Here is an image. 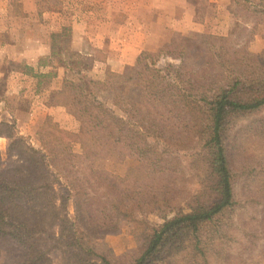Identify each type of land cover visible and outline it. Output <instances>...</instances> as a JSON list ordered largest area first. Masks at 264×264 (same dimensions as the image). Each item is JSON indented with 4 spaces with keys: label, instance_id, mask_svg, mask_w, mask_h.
<instances>
[{
    "label": "trees",
    "instance_id": "trees-1",
    "mask_svg": "<svg viewBox=\"0 0 264 264\" xmlns=\"http://www.w3.org/2000/svg\"><path fill=\"white\" fill-rule=\"evenodd\" d=\"M254 5L264 13V0ZM197 39L206 51L198 69L188 62L192 39L182 34L157 51H143L135 77H130L143 94L127 96L116 87L115 107L98 97L99 89L113 82L105 84L69 67L63 88L48 104L65 105L79 131L61 130L66 136L56 135V143L42 139L40 146L27 144L15 124L1 123L0 137L10 143L7 151L0 148V264H54L51 252L63 237L98 258L87 264H160L187 239L200 264H215L205 227L238 209L237 171L248 174L253 158L245 136L264 134V51L252 54L249 41L231 35L200 33ZM169 57L180 62L160 64ZM76 139L88 153L93 145L104 146L135 157L137 164L123 175L96 167L91 158L78 167L72 153ZM185 150H193L196 163H202V191L192 193L183 183L177 152ZM58 180H63L62 190ZM247 195L257 214L245 217L239 210L237 226L233 218L230 224L255 247L264 240V187L250 188ZM175 210L145 234L134 254L100 253L90 244L121 221L141 223L148 213ZM220 227L219 241L228 237L225 225ZM247 250L227 252L223 262L244 264Z\"/></svg>",
    "mask_w": 264,
    "mask_h": 264
},
{
    "label": "rangeland",
    "instance_id": "rangeland-1",
    "mask_svg": "<svg viewBox=\"0 0 264 264\" xmlns=\"http://www.w3.org/2000/svg\"><path fill=\"white\" fill-rule=\"evenodd\" d=\"M191 1L197 7L196 18L198 20H204L208 14L213 15L218 13V11L225 17H236V21L231 22L228 34L214 32H199L198 34L213 33L217 35H231L235 41L243 43L245 41H249L248 48L252 54H259L264 51V13L256 11L254 5L260 0H253V4L249 2L246 3L244 0H220L219 4L217 0ZM11 3L12 10L16 15L19 16L23 13L24 3L22 0H11ZM39 3L43 8H45V10H47L45 11L43 17H47L48 19H50L52 10L64 8L66 11L65 13L67 14L71 9L76 7L84 8L86 5L84 0H39ZM95 4L98 5V7H96L97 18H102V14H109L112 15L111 17L115 20H120L121 15L117 12V10H112L109 6L104 7L100 2ZM220 6L221 8H219ZM224 8H229L230 12H226V9ZM1 20L6 22V18L4 19V17H2ZM226 21L229 20L227 19ZM1 24L3 23L1 22ZM177 34H182L192 39L189 47L190 54L188 62L197 69L201 68L206 60V51L204 46L197 39L198 34L192 32H174L171 39L174 36H177ZM69 36L68 32L50 35L53 55H55V64L58 66H64V64L71 61V68H75L77 70L83 69L85 70L84 72L86 75L96 80L103 81L105 84L113 82L114 85L108 84L107 86L101 87L98 92V97L110 106L115 107L113 104V98L116 87L118 88V91L124 95L135 98L142 96L143 92L141 88L136 85L134 79H130V77H135L136 62L132 65H126L120 72H114L110 67L104 68V66L101 65L97 66L93 58H83L81 55L69 49ZM104 54V52L98 53L99 57H103ZM49 59H44L46 64ZM166 62L179 63L180 60L172 59L170 57L162 58L160 64L164 65ZM50 64L54 65L52 62ZM18 66L24 67L22 63L18 65L13 62H5L0 66V70L7 72L8 69H15ZM28 71L30 70L28 69ZM66 72L67 70L64 71L61 77H58L56 74L54 75L52 72H45L46 74H40L36 77V79L40 82L41 89L39 90L42 92L40 93L41 98H37V103L44 100L48 103L54 101V92L63 88L64 80L66 79V76H68ZM33 73L35 72L33 71ZM115 74H121V76L115 77ZM3 82L4 81L2 79L0 82V92L5 94V91L2 88ZM50 87H55V89L53 91H49ZM34 94L36 93L31 91L22 93V96L20 97H14L12 94L7 95L12 107L19 110L18 116L20 123L19 125L16 123L15 126L18 129L19 135L26 138L27 144L30 143L34 146H40L42 139L50 143H56V135L66 136V134L61 133V130L73 133L79 131V122L68 112L65 105H59V110H54L52 113L41 107L42 105H39L36 110V116L33 120H31L28 115L29 101L30 103L33 101H31V98ZM250 119L251 118L248 120ZM247 121L245 120L241 122ZM245 137L253 158L250 160L252 167L248 174L247 172H242L243 169H238L237 171V175L239 176L236 184V199L239 201L238 209L235 213L225 214L221 217V221L217 220L215 223L205 227L206 231L204 233L207 238V245L210 247L209 253L215 264L234 263V261L232 262L231 260V263L223 262L226 260V253L231 251V253L236 254L243 248L248 249L244 256V264H264V253H262L264 251V240H259L255 247H251L247 242H244L245 238L240 229L234 228V226H237L238 224L235 216L238 214L239 210L243 212L245 217L257 214L255 205L253 203L249 204L250 201H248L247 198L249 189L251 188V191H255L256 188L264 187V134H250ZM7 146L8 142L3 140V149L6 150ZM72 153L73 163L78 167H85L91 158L96 167L100 169H108L120 175L125 174L129 167L137 164V159L135 157L104 146L93 145L91 152L88 153L79 139L72 142ZM177 153L181 156V160L183 161V171L185 173L183 183L186 185V188L191 190L192 193H196L199 189L202 191V163H196L195 157L192 155L193 150L179 151ZM5 157H7V161H15V157L6 155ZM61 182H63V180H58V190H62L60 187ZM246 182L249 183L248 185L251 187L244 186V183ZM251 194L252 192L250 195ZM59 195H62V193ZM187 209L188 207H184V210ZM68 210L71 214L74 213L73 199L69 201ZM176 212L177 210L170 212L148 213L141 217L144 219V222L141 223H136L132 220L121 221L119 227L101 234L100 238L92 239L90 244L100 253L111 250L116 255L124 253L134 254L138 252L142 246L145 234L149 232L153 226H160L165 221L166 217H172ZM232 218L233 221H236L234 226H231L230 224L232 222ZM223 225H225L224 233H228V237L220 239L219 241V239H216L215 235L219 229L221 231L220 226ZM55 230L59 231L60 227L56 226ZM68 241H70L68 237H63L58 244V247L51 252L54 264H87L88 260L91 261L93 258L98 259L96 256L84 252V250L78 248V246L70 245ZM160 264H200V259L196 257L195 252H192L190 243H188L187 239L181 244L171 248L168 251L165 260Z\"/></svg>",
    "mask_w": 264,
    "mask_h": 264
},
{
    "label": "crops",
    "instance_id": "crops-1",
    "mask_svg": "<svg viewBox=\"0 0 264 264\" xmlns=\"http://www.w3.org/2000/svg\"><path fill=\"white\" fill-rule=\"evenodd\" d=\"M94 1L117 10L120 20L109 14L97 18L98 5ZM217 1L219 4L220 0ZM22 2L23 13L18 16L12 10L11 0H0V66L5 62L24 65L7 72L0 70V82L3 79L2 88L5 91V94L0 92V125L3 122L20 123L19 110L12 107L8 94L20 97L22 93H36L31 98L33 101H29L28 115L31 120L36 116L39 105L50 113L59 110V105H49L45 100L37 103L42 92L36 77L47 72L61 77L72 65L71 61L64 66L55 64L50 40L52 34L68 32L71 51L83 58H93L97 66L120 72L126 65L134 64L143 51H155L162 47L174 32L228 34L231 22L236 21L235 16L225 17L219 11L214 16L208 14L204 20H198L197 7L191 0H84V8L76 7L67 14L64 8L52 10L50 19L43 17L47 10L39 0ZM226 12H230L229 8ZM2 17L6 18V22L1 20ZM101 52L105 53L103 57L98 55ZM44 59H49L47 64ZM54 89L50 87L49 91ZM3 140L8 145L10 140L6 136L0 137V148L5 152L7 149H3Z\"/></svg>",
    "mask_w": 264,
    "mask_h": 264
}]
</instances>
